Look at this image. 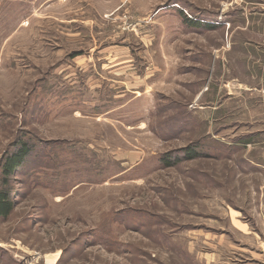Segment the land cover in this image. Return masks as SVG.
<instances>
[{
  "label": "rangeland",
  "instance_id": "1",
  "mask_svg": "<svg viewBox=\"0 0 264 264\" xmlns=\"http://www.w3.org/2000/svg\"><path fill=\"white\" fill-rule=\"evenodd\" d=\"M1 193L0 264H264V0H0Z\"/></svg>",
  "mask_w": 264,
  "mask_h": 264
},
{
  "label": "trees",
  "instance_id": "2",
  "mask_svg": "<svg viewBox=\"0 0 264 264\" xmlns=\"http://www.w3.org/2000/svg\"><path fill=\"white\" fill-rule=\"evenodd\" d=\"M26 152L24 150L18 151L16 154L12 156L10 159L11 162L8 164L10 167L8 172L11 173L16 167L17 163H19L24 157ZM13 167V168H12ZM13 204L11 202L10 196L8 193H1L0 194V217L7 218L10 213L12 212Z\"/></svg>",
  "mask_w": 264,
  "mask_h": 264
}]
</instances>
